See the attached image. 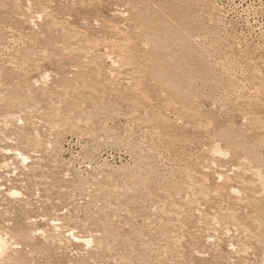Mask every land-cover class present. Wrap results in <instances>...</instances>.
Instances as JSON below:
<instances>
[{"label": "rangeland", "instance_id": "rangeland-1", "mask_svg": "<svg viewBox=\"0 0 264 264\" xmlns=\"http://www.w3.org/2000/svg\"><path fill=\"white\" fill-rule=\"evenodd\" d=\"M0 234V264H264V0H0Z\"/></svg>", "mask_w": 264, "mask_h": 264}, {"label": "bare ground", "instance_id": "bare-ground-1", "mask_svg": "<svg viewBox=\"0 0 264 264\" xmlns=\"http://www.w3.org/2000/svg\"><path fill=\"white\" fill-rule=\"evenodd\" d=\"M27 157H24V159H26ZM14 194H17L18 191L14 190L13 191ZM18 197V196H17ZM87 242V241H86ZM90 243V242H89ZM7 248H8V240L0 234V258L6 254L7 252Z\"/></svg>", "mask_w": 264, "mask_h": 264}]
</instances>
